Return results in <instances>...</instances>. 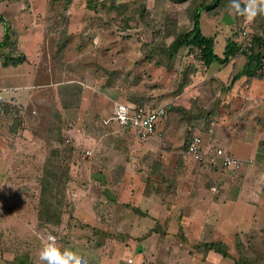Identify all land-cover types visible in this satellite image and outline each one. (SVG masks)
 Here are the masks:
<instances>
[{
	"label": "rangeland",
	"instance_id": "1",
	"mask_svg": "<svg viewBox=\"0 0 264 264\" xmlns=\"http://www.w3.org/2000/svg\"><path fill=\"white\" fill-rule=\"evenodd\" d=\"M215 1L213 8L202 12L201 26L205 34L216 35L215 50L219 55L223 54L229 38L244 47L253 33L264 30V16L246 22L243 17L231 14L229 0L0 1V13L6 21L0 20V41L4 40L10 49L14 44L18 50L29 48L30 55L35 57L34 50L36 52V48L41 46V67L47 70H56L57 67V76L51 80L65 82L60 93H57V89L53 91V86L40 89L28 105L0 101V185L11 187L10 193L4 191V199H0V232L26 233L30 238L28 247H35L36 242L41 243L42 236L51 234L58 237L63 248L71 249L78 256L92 252L95 246L88 241L91 228L83 227L73 220L75 209L69 186L95 185V179L93 172H80L78 162L88 157L96 159L94 153L100 151L101 143L106 147L107 161L116 164L129 161L134 153L132 148L136 145L131 146V143L125 142L128 135H133L132 130L121 129L116 124L106 125L97 117L88 126L91 135L86 134V137L90 143L78 140L76 136L83 138V133L77 135L75 131L82 122H78L75 108H88L91 96L113 95L118 100L131 102H135L134 98H144L142 105L150 108L165 107L167 118L163 121L167 125L163 128L159 125L154 135L162 140V133L168 134L173 140L171 144L178 145L177 148L185 153L190 139L196 134L203 137L209 148H224L216 135L226 132V129H222V122L232 116L235 125L240 120H246V126L251 128L253 121L256 131L259 129L264 135V70L257 77H246L230 86L233 76L243 69L246 61L242 52L226 65L214 63L207 71L201 72L202 64L195 56L188 57L185 49L181 59L186 63L182 67L172 68L175 71L168 72L172 77H164L159 73L153 76L149 74L152 72V68H149L151 66L147 68L144 64L148 61L147 65H155L157 58L155 55L149 57L150 51L170 43L175 34L191 29L196 8ZM6 24L10 28L7 34ZM31 46L34 48L32 51ZM2 52L5 54L7 49H0V56ZM189 63H194L198 71L190 66L192 73L184 77ZM193 78L195 91L191 90ZM184 81L185 86L182 85ZM164 84H168L170 92L166 91ZM180 85L182 91L176 94ZM58 115H61V119H58ZM119 135L124 140H119ZM59 138H63L66 145H61ZM76 141L83 143L78 146ZM166 146L171 145L163 140L159 149L166 150ZM261 146L263 150L264 139L261 140ZM55 148L61 150L58 157L53 152ZM86 150H91L93 154L86 155ZM158 152L162 156L161 150ZM141 157L140 160H145ZM239 158L243 161L236 170L241 169L245 163V159ZM257 159L264 166V160ZM191 163L195 165V158L192 157L189 163L193 171L189 170L183 179L186 186L181 188L184 192L194 191L192 187L187 190L188 185L195 186V167ZM200 163L207 167L206 162ZM55 164L65 171L70 168L71 180L66 190L62 222L47 225L38 218L41 194L46 186L41 181L42 178L45 183L51 181L47 172L56 171ZM209 170L206 172L220 173L219 169L213 167ZM119 176L121 178V175L115 174L113 180ZM61 177L63 179L65 175L61 174ZM174 183L170 185H176ZM188 204L192 205V201ZM181 208L178 213L183 211L185 214L191 210L190 206H184L183 210ZM4 218H8L7 223H3ZM149 221L141 218V229L144 230ZM172 226V231L178 230L177 225ZM115 239L116 236H112L106 246L109 251L115 248L119 250L116 252L118 259L112 264H125L124 261L130 255L137 264L141 262L143 256L140 252L136 253L130 246L123 248L124 239ZM6 240L13 246L16 242L21 243L14 237ZM22 243L21 246H26Z\"/></svg>",
	"mask_w": 264,
	"mask_h": 264
},
{
	"label": "crops",
	"instance_id": "2",
	"mask_svg": "<svg viewBox=\"0 0 264 264\" xmlns=\"http://www.w3.org/2000/svg\"><path fill=\"white\" fill-rule=\"evenodd\" d=\"M20 49L27 56V60L20 64L5 66L0 57V101L28 105L40 89L52 86L53 91L57 89V93H60L65 82L51 80L57 76V67L56 70L41 67L42 47L38 46L36 52L33 47L30 49L34 50L36 57L30 55L29 48ZM184 62L178 59L175 67H182ZM144 64L147 68L151 66L152 72L149 74L153 76L159 73L164 77H172L168 72L175 71L165 65H147L148 61ZM194 79L191 90L195 91ZM164 85L166 91L170 92L168 84ZM89 102L88 108H75V116L79 123L82 122L75 133H83V138L76 137L85 143H90L86 134L91 135L88 126L96 117L106 124L104 121L113 114L116 102L137 104L118 100L113 95L91 96ZM166 118L167 110L158 127L167 125L163 121ZM222 123V129H226V132L216 135V138L226 151L245 159L244 166L239 170L233 167L216 168L220 173L211 174L206 172L211 168L210 165L205 167L188 150L185 153L177 148L178 145H172L173 140L168 134L162 133V140L155 135L142 140L134 130L133 135L125 138V142L131 143V146L136 145L132 148L134 153L129 161L117 164L107 161L106 147L101 143L100 151L94 153L96 159L88 157L78 162L79 171L86 174L93 172L95 179V185L69 186L75 209L73 220L92 230L88 241L95 247L92 252L80 256L86 264H112L118 259L117 248L110 251L106 249L107 240L112 236H116L115 240L124 239L123 248L130 246L136 253L140 252L143 258L138 264H264V185H261L264 183V166L257 159L264 160L261 146L264 135L259 129L256 131L253 121L251 128L246 126V120H240L235 125L234 116ZM108 124H116L124 129L113 121ZM120 139L124 140V137L119 135ZM163 140L171 145L166 146V150L159 149ZM82 141H76V144L79 146ZM158 150H161L162 156H159ZM141 156L145 160H140ZM192 157L195 158V165L191 163L195 167V186L188 185L187 190L192 187L194 191L184 192L181 187L186 186L183 183L185 174L189 170L193 171L189 167ZM143 173L146 175L143 176ZM115 174L121 175V178L119 176L113 180ZM217 178L219 182L216 183ZM171 182L176 185H170ZM10 188V185H0V199H4V191L10 193ZM190 200L192 205L188 204ZM180 206H190L191 210L185 214L183 211L178 213ZM141 218L150 220L144 230L141 229ZM7 219L4 218L3 223H7ZM171 225H177L178 230L172 231ZM28 236L23 232H0V264H41L38 259L41 243L36 242L35 247H28ZM12 237L26 246H21L20 242H16L15 246L7 243L6 239ZM56 240L62 246L58 237ZM211 243H222L229 255L224 256L209 248ZM239 256L245 258L238 263ZM129 259L133 262H129ZM124 262L137 264L131 255Z\"/></svg>",
	"mask_w": 264,
	"mask_h": 264
},
{
	"label": "trees",
	"instance_id": "3",
	"mask_svg": "<svg viewBox=\"0 0 264 264\" xmlns=\"http://www.w3.org/2000/svg\"><path fill=\"white\" fill-rule=\"evenodd\" d=\"M216 2L217 1L211 4L199 5L194 12L192 28L187 31H182L175 34L170 43L164 44L163 46H158L154 49L152 48L153 50L150 51L151 53L148 56L151 57L155 55L157 58L156 64L165 65L168 68L172 69L175 67L176 61H178V59H181V56L185 53V49H187L186 55L188 57L195 56V58H197L198 61L202 64L203 69L199 70L203 72L207 71V69H209L214 63L226 65L231 59L235 58V56L239 52H242L246 58V61L244 63L243 69L233 76L230 86H234L237 81L242 80L243 78L247 77L249 79L254 76L257 77L264 70V30L261 29L253 33L246 41V45H244V47L236 40L229 38L226 42L223 55H219L215 50L216 35L205 34L201 26L202 12L209 11L214 7ZM102 4L105 5L103 2ZM0 20L6 22L1 13ZM9 30L10 28L6 24V34L9 33ZM8 47L9 45L6 44L4 40L0 41V49L5 48L6 50ZM156 54H159L160 56ZM1 56L0 57L2 58L3 64L5 66L17 65L27 60L26 54L21 50H18L15 44L13 45L12 49L7 50L5 54L2 52ZM190 66L191 68L193 67L195 71H198V68L194 63H189V65L186 67L187 70H185L184 72V77H188V75L192 73L189 70ZM182 85H186L185 81L182 83ZM182 85L179 86V91H176V94H180V92L182 91ZM134 100L137 105H142V101L144 100V98H134ZM58 119H61V115H58ZM59 126L60 129H62V126ZM191 140L192 139H190V141ZM58 141L61 145H66V141L63 138H59ZM70 149L74 150L75 148L71 147ZM215 149L216 148H212L211 150L213 151ZM53 152L57 157L61 154V150L57 148L53 149ZM55 166L57 169L56 171L50 170L49 172H47V176L51 178V181L45 183V180H43V178L41 181L42 185L46 186L43 187V191L41 194L42 197L40 200L41 203L38 218L41 222L47 225H57L62 222V215L64 212L63 206L66 202V190L68 182H70L71 180L70 168L65 171L61 168V166L57 164H55ZM61 174H64L65 178L62 179ZM60 193H62V195ZM209 248H213L216 251L221 252L224 256L229 255L227 247L222 243H211ZM243 258L245 257L239 256V261L237 262L239 263L240 260H243Z\"/></svg>",
	"mask_w": 264,
	"mask_h": 264
},
{
	"label": "built area",
	"instance_id": "4",
	"mask_svg": "<svg viewBox=\"0 0 264 264\" xmlns=\"http://www.w3.org/2000/svg\"><path fill=\"white\" fill-rule=\"evenodd\" d=\"M165 116L166 108L163 106L150 108L130 102H116L113 114L104 122L108 124L113 121L125 129L134 130L140 139L148 140L157 132L158 123ZM188 152L214 168H239L243 161L223 147L213 151L207 148L201 135H195L192 138L188 145ZM89 154L91 150H86V155ZM129 262L133 260L129 259Z\"/></svg>",
	"mask_w": 264,
	"mask_h": 264
},
{
	"label": "clouds",
	"instance_id": "5",
	"mask_svg": "<svg viewBox=\"0 0 264 264\" xmlns=\"http://www.w3.org/2000/svg\"><path fill=\"white\" fill-rule=\"evenodd\" d=\"M231 14L252 22L257 16H264V0H229ZM41 264H86V262L69 248H63L56 237L48 234L41 237L38 253Z\"/></svg>",
	"mask_w": 264,
	"mask_h": 264
}]
</instances>
